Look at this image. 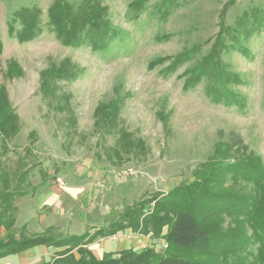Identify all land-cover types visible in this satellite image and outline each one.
<instances>
[{"label":"rangeland","instance_id":"rangeland-1","mask_svg":"<svg viewBox=\"0 0 264 264\" xmlns=\"http://www.w3.org/2000/svg\"><path fill=\"white\" fill-rule=\"evenodd\" d=\"M69 1L76 11L85 3L101 9L107 33L89 34V26H82L83 41L68 47L50 24L54 0H0V86L21 125L8 157L20 164L26 156L39 189L16 202L17 235L22 227L29 235L94 233L127 207L192 180L216 144L239 142L264 163V0ZM227 4L226 47L215 73L238 79L227 85L235 93L232 104L209 94L220 93L218 78L203 77L191 87L186 82L211 52ZM24 8L41 11V30L20 42L10 28ZM195 47L200 51L191 60L176 64L179 54ZM64 60L73 76L46 90L43 73ZM11 62L20 76L7 77ZM119 96V127L98 131L97 110ZM120 129L142 142L144 152L138 144L135 154L119 161ZM41 170L48 178L44 186ZM55 251L48 250L47 258ZM34 257L26 259L33 264Z\"/></svg>","mask_w":264,"mask_h":264},{"label":"trees","instance_id":"trees-1","mask_svg":"<svg viewBox=\"0 0 264 264\" xmlns=\"http://www.w3.org/2000/svg\"><path fill=\"white\" fill-rule=\"evenodd\" d=\"M138 3L141 2L135 5ZM86 4H81L76 11L69 0H54L49 9L50 24L55 26L63 45H79L83 41L80 37L82 26H89V34L104 36L107 33L102 10ZM229 4L224 8L220 31L211 52L190 71L186 82L187 87H191L203 77L208 80L218 78L220 93L216 94L212 89L209 94H214L218 101L222 98L232 104L235 93L227 85L234 80L239 82L238 79L215 73L220 71L217 60L226 47L224 17ZM40 15L41 11L37 9L24 8L16 12L11 32L20 42L34 39L41 30ZM16 24L21 26L20 29L15 30ZM245 35L250 37L248 32ZM2 50L0 35V54ZM199 51L200 48L195 47L179 54L176 64L191 60ZM246 52L242 50V53ZM8 67V78L22 74L15 62ZM73 74V66L64 60L43 73L41 86L47 87L46 90L52 87L53 92L59 80L70 79ZM112 101L100 105L96 112L98 131L101 129L105 133L119 127L122 98L119 96ZM20 132V120L9 101L6 87L0 86V258L20 255L36 247H48L58 251L51 262L42 264H264V163L260 155L243 144H216L212 156L192 172V180L166 194H157L127 207L116 221L94 233L56 237L29 235L24 229L17 236L19 209L16 202L36 196L39 190L32 184L33 166L24 160L26 156L20 164H12L8 157L10 145ZM120 134L115 149L119 161L135 154L138 144L144 152L143 143L136 141L132 134L124 129H120ZM30 137L33 141L34 135ZM29 153L30 148L27 149ZM40 176L42 186L46 185V172L41 170ZM127 230L149 236L153 241L163 238L168 247L159 253L152 248L140 251L131 248L104 254L101 259L89 249L98 239Z\"/></svg>","mask_w":264,"mask_h":264},{"label":"crops","instance_id":"crops-1","mask_svg":"<svg viewBox=\"0 0 264 264\" xmlns=\"http://www.w3.org/2000/svg\"><path fill=\"white\" fill-rule=\"evenodd\" d=\"M16 206L19 209V213H18V220H19L20 208L17 204H16ZM23 228L24 227H22V230H23ZM130 232H131L130 230H127L123 233L128 234ZM19 234L17 236H19ZM151 242H153V240H151ZM108 244H110V243H104L103 242L100 245H97V242H96L93 245H90L89 249L92 251V253L98 259H101L104 254H108V253H118V252H122L123 250L131 249V248L139 250L135 240H133V241L120 240V241H117L115 243H111L110 245H108ZM100 246H104V247L101 248ZM106 246H108V247H106ZM111 246L112 247L115 246V247L110 248ZM51 249H53V248L36 247V248L30 249V250H27L26 252H24L20 255H13V256H8L5 258H0V264H31V262H30L31 259L29 260V262L27 261V259H29L30 257L32 258L33 256H35L34 261H36L35 263L33 262V264L49 263L53 260L55 253L58 251L57 249H54L56 251L54 253L53 258L50 259V258H47V255H49L47 251L51 250Z\"/></svg>","mask_w":264,"mask_h":264},{"label":"built area","instance_id":"built-area-1","mask_svg":"<svg viewBox=\"0 0 264 264\" xmlns=\"http://www.w3.org/2000/svg\"><path fill=\"white\" fill-rule=\"evenodd\" d=\"M142 236L143 235H141V234H135L133 232H130L128 234L127 233H124V234L121 233V234H116V235H113L110 237L103 238V242L104 243H115V242L123 240V239L124 240L125 239L130 240L134 237L139 250H147V249L152 248L156 252L159 253V252L165 251L168 247L167 242L163 238H160L157 241L147 242Z\"/></svg>","mask_w":264,"mask_h":264}]
</instances>
